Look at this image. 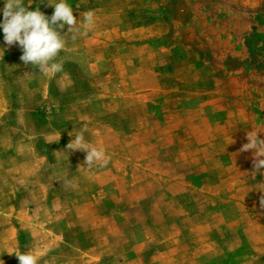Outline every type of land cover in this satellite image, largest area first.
<instances>
[{"label": "rangeland", "instance_id": "obj_1", "mask_svg": "<svg viewBox=\"0 0 264 264\" xmlns=\"http://www.w3.org/2000/svg\"><path fill=\"white\" fill-rule=\"evenodd\" d=\"M67 3L60 72L0 33V264H264V0Z\"/></svg>", "mask_w": 264, "mask_h": 264}, {"label": "clouds", "instance_id": "obj_2", "mask_svg": "<svg viewBox=\"0 0 264 264\" xmlns=\"http://www.w3.org/2000/svg\"><path fill=\"white\" fill-rule=\"evenodd\" d=\"M0 33L2 41L7 46H17L21 50L20 60L24 64H31L38 68L39 73L48 75L62 71V62L57 61V56L66 47V37L75 40L81 26L90 28L94 24V13H84L81 21L67 0H54L50 2L53 12L46 16L39 9L28 10L22 0H0ZM66 29V31H64ZM70 33V35H69ZM4 49L0 48V54ZM248 143L242 146L241 151L255 149L259 152V146L264 145V140L258 139L257 135L248 134ZM73 150L86 152L85 165L92 167L96 164L103 166L107 162V156L103 147L90 146L83 134H77L68 144ZM264 155L257 154L253 168L257 172L264 169ZM264 207V198L261 199ZM17 256L19 264H36V259L31 252H23Z\"/></svg>", "mask_w": 264, "mask_h": 264}]
</instances>
